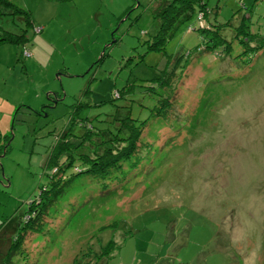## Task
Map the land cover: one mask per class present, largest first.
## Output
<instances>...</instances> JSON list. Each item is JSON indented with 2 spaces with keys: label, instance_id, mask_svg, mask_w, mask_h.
<instances>
[{
  "label": "rangeland",
  "instance_id": "374dc122",
  "mask_svg": "<svg viewBox=\"0 0 264 264\" xmlns=\"http://www.w3.org/2000/svg\"><path fill=\"white\" fill-rule=\"evenodd\" d=\"M11 1L31 22L0 0V32L27 35L0 42V255L50 187L46 157L73 107L114 127V117H148L166 95L138 165L127 160L107 184L68 168L14 264H264V0H205L209 28L187 29L194 16L163 52L145 40L165 0ZM174 56L178 75L161 89L154 77Z\"/></svg>",
  "mask_w": 264,
  "mask_h": 264
},
{
  "label": "trees",
  "instance_id": "16d2710c",
  "mask_svg": "<svg viewBox=\"0 0 264 264\" xmlns=\"http://www.w3.org/2000/svg\"><path fill=\"white\" fill-rule=\"evenodd\" d=\"M3 1L10 5L11 13L19 14L26 24L31 22L30 10L18 6L11 0ZM131 8L133 5L127 10ZM208 12L210 9L205 0H165L158 4L154 9L158 24L156 31L149 39L145 40L147 50L163 52L167 40L174 35L182 23H186L194 16L195 23L191 22L187 29L206 31L209 28L208 24H205ZM243 25L240 31L244 33L248 30L244 28V23ZM249 33L248 31V35ZM248 35L242 36L243 39L248 38ZM26 40L27 35L24 30L19 33L9 30L0 32V42L10 41L24 45ZM177 60L176 56L170 58L160 74L154 77L158 79L156 83L161 89L167 88L169 85L171 87V78L175 75L177 77ZM182 71L183 68L180 72L182 73ZM147 87L153 88L154 86ZM115 92L116 95H121L119 91ZM80 106L82 104L72 108L67 125L58 133L57 141L46 157L45 164L51 169L50 187H42L38 196L30 202L26 215L18 225L19 228L9 239L8 247L3 253L4 257L0 259V264H14L12 255L21 249L25 233L41 229V215H44L45 210L54 202L56 196L62 193L64 183L69 177L65 176V171L68 168L72 167L73 174H91L107 184L113 181L112 174L121 170L127 160L126 163L129 164L130 169L136 167L140 162L137 150L141 146L140 139L144 128L151 117L164 113L166 107L169 106V101L166 95H161L146 118L138 119L131 114L114 117L116 123L114 127H110V125L99 127L90 124L89 116L80 115ZM5 136L6 134L3 135L0 131V153L8 144L7 140L3 139ZM115 244V240L110 239L102 247L100 254L107 255Z\"/></svg>",
  "mask_w": 264,
  "mask_h": 264
},
{
  "label": "built area",
  "instance_id": "2783aa9c",
  "mask_svg": "<svg viewBox=\"0 0 264 264\" xmlns=\"http://www.w3.org/2000/svg\"><path fill=\"white\" fill-rule=\"evenodd\" d=\"M34 29H35L36 31H39V30H40V27L36 26ZM23 54H24V55H29V54H30V50H29L28 48H24V49H23Z\"/></svg>",
  "mask_w": 264,
  "mask_h": 264
}]
</instances>
